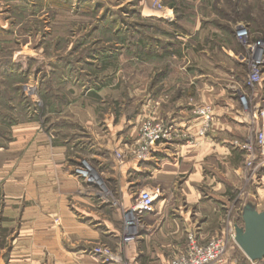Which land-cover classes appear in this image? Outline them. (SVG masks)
Instances as JSON below:
<instances>
[{
	"label": "crops",
	"instance_id": "0c3cea01",
	"mask_svg": "<svg viewBox=\"0 0 264 264\" xmlns=\"http://www.w3.org/2000/svg\"><path fill=\"white\" fill-rule=\"evenodd\" d=\"M149 16L171 21L166 12ZM199 23L195 50L188 46L194 33L175 36L177 48L155 37L148 84L132 85L131 98L139 100L119 99V81L103 67L88 95L43 121L9 127L0 147V264H106L86 253L97 244L130 263L161 264L184 250L188 234L205 243L239 224L231 209L247 170L234 145L250 135L251 114L220 83V65L202 60L218 50L205 49ZM113 72L118 78L119 70ZM198 106L213 113L204 137L197 133ZM144 118L172 124L188 138L156 145L145 162L128 159ZM81 159L95 166L110 192L101 195L73 176ZM142 191L156 195L153 211L124 242L126 217Z\"/></svg>",
	"mask_w": 264,
	"mask_h": 264
},
{
	"label": "rangeland",
	"instance_id": "374dc122",
	"mask_svg": "<svg viewBox=\"0 0 264 264\" xmlns=\"http://www.w3.org/2000/svg\"><path fill=\"white\" fill-rule=\"evenodd\" d=\"M13 1L0 5V147L8 141L10 126L27 119L43 121L46 115L57 114L68 101L88 95L86 87L95 83L103 67H108V79L119 81V99L125 103L139 100L141 96L131 98L132 85L148 84V52L156 45L155 37L167 38L177 48L175 36L194 33L188 46L200 48L201 34L194 32L197 20L207 39L205 49L218 50L214 58L207 56L202 60L205 64L220 65L225 74L220 83L229 95L244 97L248 109L255 102L260 105L264 101V67L260 83L254 90L248 89L247 54L235 39V31L240 28L246 29L252 40L264 38V0H28V4ZM158 6L170 11L169 23L151 20L150 12L160 11ZM115 69L119 70L118 78ZM263 176L264 166L254 180H247L246 172L231 209V216L238 223L245 208L264 209ZM99 246L114 253L102 244L94 245L86 253L105 263L92 252ZM262 261L248 260L236 246L229 253L228 264ZM121 262L130 263L123 259Z\"/></svg>",
	"mask_w": 264,
	"mask_h": 264
},
{
	"label": "built area",
	"instance_id": "2783aa9c",
	"mask_svg": "<svg viewBox=\"0 0 264 264\" xmlns=\"http://www.w3.org/2000/svg\"><path fill=\"white\" fill-rule=\"evenodd\" d=\"M158 10L170 12L161 6H158ZM235 39L244 47L247 54L249 71L246 86L254 90V87L261 81V70L264 67V38L252 40L247 30L240 28L235 31ZM239 100L244 112L251 114L250 135L246 140L235 143L234 146L243 154L244 168L249 173L248 180H254L257 171L264 166V101L257 107L248 109L244 103V97L240 96ZM194 114L200 120L198 136L204 137L210 130L212 110L208 106H198ZM186 138L188 136L172 124L146 119L141 123L136 141L125 157L142 163L147 161L156 145ZM117 157L123 158L120 154H117ZM72 174L88 188L95 189L101 195L107 194L101 173L89 161L85 159L78 161L72 169ZM155 199L156 195L148 192L142 191L138 194L133 208L126 217L124 242H129L136 236L141 216L153 211ZM241 226L242 222L235 226L229 225L223 233L210 237L205 243H200L194 234H188L184 250L161 264H228L229 253L237 246L234 241L235 229ZM92 252L105 263L122 264L121 258L106 247L99 246Z\"/></svg>",
	"mask_w": 264,
	"mask_h": 264
},
{
	"label": "water",
	"instance_id": "95a60500",
	"mask_svg": "<svg viewBox=\"0 0 264 264\" xmlns=\"http://www.w3.org/2000/svg\"><path fill=\"white\" fill-rule=\"evenodd\" d=\"M241 227H236L234 241L250 261L264 258V209L245 208L241 214Z\"/></svg>",
	"mask_w": 264,
	"mask_h": 264
},
{
	"label": "trees",
	"instance_id": "16d2710c",
	"mask_svg": "<svg viewBox=\"0 0 264 264\" xmlns=\"http://www.w3.org/2000/svg\"><path fill=\"white\" fill-rule=\"evenodd\" d=\"M231 36L233 37V33L231 32ZM10 124V123H9ZM258 264H264V258H263V261L258 263Z\"/></svg>",
	"mask_w": 264,
	"mask_h": 264
}]
</instances>
